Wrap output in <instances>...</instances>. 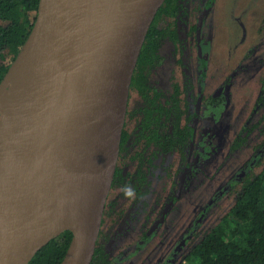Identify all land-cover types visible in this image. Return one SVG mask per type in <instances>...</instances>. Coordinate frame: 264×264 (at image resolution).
I'll return each instance as SVG.
<instances>
[{
	"label": "water",
	"instance_id": "1",
	"mask_svg": "<svg viewBox=\"0 0 264 264\" xmlns=\"http://www.w3.org/2000/svg\"><path fill=\"white\" fill-rule=\"evenodd\" d=\"M165 2L40 0L29 38L8 72L24 60L20 112L0 143V264H29L65 232L72 240L61 264H92L133 76ZM118 110L107 156L77 157L94 122Z\"/></svg>",
	"mask_w": 264,
	"mask_h": 264
},
{
	"label": "trees",
	"instance_id": "2",
	"mask_svg": "<svg viewBox=\"0 0 264 264\" xmlns=\"http://www.w3.org/2000/svg\"><path fill=\"white\" fill-rule=\"evenodd\" d=\"M39 2L0 0V85L29 38ZM187 3L188 0H166L150 28L133 76L131 91L139 99L134 105L129 103L120 163L127 155H132V160L138 163L133 172L127 171V167L118 168L113 189H121L124 193V187L130 186L134 189L136 202L150 192L151 175L154 173L149 174L150 168H160L165 172L167 159L174 154L178 155L180 162L177 173L182 170L187 173L192 167L190 161L196 148L200 117L199 92H195V86L185 71L183 85L174 84L172 94L167 96L159 89L158 82L152 79L153 73L164 64L166 54L178 58V64L183 65L189 37L194 36L200 42L198 36L204 20L190 26ZM211 3L212 0L205 8H210ZM262 27L264 29V18ZM206 69V66L202 67L201 73L204 74ZM202 83L201 77L200 92L204 87ZM222 100L220 95H212L205 100V105L214 108ZM256 117L258 120L253 122ZM130 124H134L132 130L129 129ZM232 141L229 154L237 157L247 150L250 154L246 162L217 189L214 199L228 197L233 200V205L219 223L200 238L196 232L201 220L196 218L188 234L189 238L196 236L197 240L194 239L182 264H264V76L252 110ZM158 157H162L160 164ZM182 182L179 180V185L172 183L163 202L164 218L181 200ZM106 208L105 215L108 206ZM71 240V232L63 233L43 247L29 264H61ZM108 242L102 245L99 240L92 264L119 262L121 256H111Z\"/></svg>",
	"mask_w": 264,
	"mask_h": 264
},
{
	"label": "rangeland",
	"instance_id": "3",
	"mask_svg": "<svg viewBox=\"0 0 264 264\" xmlns=\"http://www.w3.org/2000/svg\"><path fill=\"white\" fill-rule=\"evenodd\" d=\"M207 1L189 0L190 26L201 20L199 8ZM263 18L264 0H216L200 28L198 38L206 41L200 58L194 36L189 37L192 44L187 70L193 85L197 90L202 77V100L211 95H220L223 100L214 108L205 104L200 106L196 148L191 163L194 170L183 174L186 179L182 198L165 218L155 217L159 216L160 205L164 206L172 183L182 175L177 173L179 157L169 160L170 167L164 173L155 171L151 175L150 193L140 203L126 197L121 189L113 191L112 207L105 217L100 241L105 245L109 240L107 249L111 256H121L116 264H182L196 239V236L190 239L188 234L196 218L201 220L196 232L200 238L214 228L233 205V200L228 197L214 199V196L250 154L247 150L236 157L229 152L232 140L252 110L264 76ZM200 61L206 63L205 74L199 69ZM152 79L167 96L171 95L174 84L183 85L184 72L176 59L168 55L166 63L153 73ZM138 99L136 93L131 94L133 105ZM257 120L258 117L253 122ZM121 163L129 166L131 172L137 165L128 157H123ZM147 231L148 245L135 253ZM187 238L190 240L186 244ZM182 242L184 244L178 249Z\"/></svg>",
	"mask_w": 264,
	"mask_h": 264
},
{
	"label": "bare ground",
	"instance_id": "4",
	"mask_svg": "<svg viewBox=\"0 0 264 264\" xmlns=\"http://www.w3.org/2000/svg\"><path fill=\"white\" fill-rule=\"evenodd\" d=\"M129 0H122L125 5ZM72 49V43L68 44ZM73 56V55H71ZM70 57V56H69ZM24 60H20L10 71L4 83L0 86V143L4 139V130L12 125L13 120L20 112V103L24 95ZM119 110L111 119H97L94 122L92 134L85 139L77 148V157L82 159L102 160L107 156L109 140L113 137L116 124L119 122ZM3 148L0 146V160L2 159ZM1 164V161H0ZM1 168V166H0Z\"/></svg>",
	"mask_w": 264,
	"mask_h": 264
},
{
	"label": "flooded vegetation",
	"instance_id": "5",
	"mask_svg": "<svg viewBox=\"0 0 264 264\" xmlns=\"http://www.w3.org/2000/svg\"><path fill=\"white\" fill-rule=\"evenodd\" d=\"M210 1L211 0H208L204 5H202V7L201 8H199V11H200V13L202 14V17H201V19H203L204 21H203V26H204V23L206 22V20H207V16L209 15V13L212 11V8H213V5H214V3H215V1L216 0H212V3H211V6H210V8H208V9H206L205 7L207 6V4L208 3H210ZM188 2H189V0H188ZM188 4L189 3H187V7H188ZM188 11H189V7H188ZM188 19H189V17H190V12L188 13ZM206 41H196V43H195V45H196V49H197V53H198V56H199V58H200V51H202L203 50V47H204V43H205ZM191 42L190 41H188V48H187V52H186V58H184V64L183 65H180V64H178V58H176V57H174V56H172L171 54H166V59H165V62H164V64L166 63V61H167V56L168 55H170V56H172L173 58H175L176 59V63L179 65V66H181V69H182V71L184 72H186L187 74H188V58H189V54H190V46H191ZM200 60V59H199ZM163 64V65H164ZM162 65V66H163ZM206 66V63L203 61V62H201L200 61V68L199 69H201L202 67H205ZM161 68V67H160ZM206 68H207V66H206ZM206 71H207V69H206ZM206 71L204 72V74L206 73ZM199 86H200V84H199ZM199 86L197 87V90H196V87H195V92L197 93V92H199V93H197V97H198V100L200 101V103H201V107H203L204 106V104H205V100L207 99H204V100H202V92H200L199 91ZM203 89H204V87H203ZM258 90H259V86H258ZM203 91V90H202ZM134 93V91H131V93H130V97H131V94H133ZM135 94V93H134ZM172 94V93H171ZM137 95V94H136ZM199 95V96H198ZM212 96V95H211ZM210 96V97H211ZM257 97V96H256ZM131 102V100L129 99V103ZM133 127H134V124H130V126H129V129L130 130H132L133 129ZM125 128H126V125H125ZM127 157L130 159V160H132V155H127ZM127 157H125V158H127ZM177 158L178 157V155L177 154H174V155H171L170 156V158H168L167 160H168V162L166 163V166L165 167H167L168 169H169V167H170V163H169V160H172L173 158ZM133 161V160H132ZM162 161V157H158V164H160V162ZM133 162H135V161H133ZM138 163V162H137ZM192 163V158H191V161H190V165L192 166L191 167V171H193L194 170V164H191ZM184 166H186V163L184 164ZM119 167H123L124 169L127 167V171H129V166H122V164L120 163V157H119V162H118V168ZM118 168H117V170H118ZM167 169V170H168ZM190 170L187 172V173H189L190 172ZM155 171H159V172H161V170H160V168H158V169H153V168H150L149 169V174H152L153 172H155ZM117 173V172H116ZM164 173V172H163ZM182 175L180 176V178L177 176V179H176V181H177V185H179V180L180 181H182L183 180V186H184V184H185V179H186V176H184L183 174H187L184 170H182L181 172H180ZM185 178V179H184ZM114 181H115V179H114ZM114 184V183H113ZM150 188H151V186H150ZM113 191H115V189H113V186H112V190H111V193H110V195H109V198H108V202H107V205H106V207L108 206V211L109 210H111V207H112V205H111V195H112V193H113ZM150 193V192H149ZM149 193L148 194H146L145 195V197L143 198V199H141L140 201H142V200H144L148 195H149ZM131 198H133L134 199V197L132 196ZM182 198V197H181ZM140 203V202H139ZM179 203V202H178ZM177 203V204H178ZM106 210H107V208L105 209V212H106ZM162 204L160 205V214H159V216H157L156 215V217L155 218H159L160 219V217L162 216ZM105 217H106V215H105V213H104V219H103V225H104V221H105ZM163 217V216H162ZM161 217V218H162ZM157 222V221H156ZM156 222H155V224H154V228H156ZM103 225H102V228H103ZM103 230V229H102ZM102 230H101V233H102ZM190 230H191V228H190ZM189 230V231H190ZM188 231V232H189ZM187 232V233H188ZM100 236H101V234H100ZM146 236V237H145ZM149 239V232L147 231V232H145L144 234H143V239L142 240H144L143 242H144V244L141 246V247H139L140 246V243H141V241H140V243L138 244V246H137V248L139 247L140 249H137L136 250V252L135 253H138V252H140L145 246H147L148 244V240ZM191 239V238H190ZM190 239H188L187 241H186V244L188 243V241L190 240ZM99 240H100V238H99ZM99 240H98V242H99ZM181 244H184L183 242L181 243ZM178 247V249H179V246H177ZM134 255V254H133ZM136 256V255H135ZM135 256H133V257H135ZM184 259H185V257H184ZM183 261V260H182ZM179 264V263H178Z\"/></svg>",
	"mask_w": 264,
	"mask_h": 264
},
{
	"label": "clouds",
	"instance_id": "6",
	"mask_svg": "<svg viewBox=\"0 0 264 264\" xmlns=\"http://www.w3.org/2000/svg\"><path fill=\"white\" fill-rule=\"evenodd\" d=\"M123 192L126 197H132L134 195V189L127 185L124 187Z\"/></svg>",
	"mask_w": 264,
	"mask_h": 264
},
{
	"label": "crops",
	"instance_id": "7",
	"mask_svg": "<svg viewBox=\"0 0 264 264\" xmlns=\"http://www.w3.org/2000/svg\"><path fill=\"white\" fill-rule=\"evenodd\" d=\"M1 112V111H0ZM1 114L3 115V113L1 112Z\"/></svg>",
	"mask_w": 264,
	"mask_h": 264
}]
</instances>
